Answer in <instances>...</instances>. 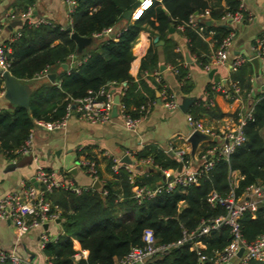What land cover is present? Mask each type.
I'll list each match as a JSON object with an SVG mask.
<instances>
[{
  "label": "trees",
  "instance_id": "16d2710c",
  "mask_svg": "<svg viewBox=\"0 0 264 264\" xmlns=\"http://www.w3.org/2000/svg\"><path fill=\"white\" fill-rule=\"evenodd\" d=\"M31 4V0H25L21 11ZM134 5L133 0H76L69 15V27L79 36L91 37L106 27H113L122 19V14ZM238 7V0H153L151 7L138 20L126 23L115 41L98 38L94 48L79 55H76V45L64 28L51 23L29 25L22 22L18 27L19 36L2 44L9 49L6 53L7 70L19 82L27 85L43 68L49 70L53 65L65 62L70 55H76L79 63L58 77V85H40L30 90L26 108L13 105L11 110H0V152L7 157L16 155L14 151L22 145L34 120L59 119L67 104L101 86L121 87L123 92L119 102L124 112L134 119L142 116L146 103L156 98L154 90L160 88L152 77H147L146 82L141 78L134 80L128 74L132 60L131 46L144 27H147L150 35H156L163 41L165 62L175 67L179 91L186 92L190 87L187 70L179 63L183 61L182 55L173 52L175 44L167 36L169 27L176 29L178 25H183L181 32L187 40L188 53L193 54L203 66L208 61L210 48L194 28L184 25L188 16L208 10L211 23L207 25L203 21V35L206 37L208 31L212 32L214 50L228 30L217 22L218 19L225 13L236 11ZM156 69V52L148 47L140 58L139 74ZM251 72L250 63H244L230 78L241 89H248ZM122 83L124 86H121ZM210 84L206 86L209 94ZM254 99L252 119L243 126L245 141L234 148L227 160L212 157L211 168L198 179L196 185H189L185 189L176 187L170 192L136 203L129 190V173L120 167L113 175L123 187L121 202L116 201V193L109 184H104L99 191L87 190L80 194L61 188L52 189L46 198L60 210L59 217L63 221L61 234L42 247L47 259L53 264H113L130 247L140 245L142 230L149 228L156 244L169 246L147 258L146 264H195L197 256L189 249L192 241L174 243L181 238L182 231H193L202 222L224 215L223 206L207 203V194L214 192L219 196L226 195L229 190L228 173L232 170L240 176L234 188L236 196L248 186L264 185V141L260 134L264 126L263 93L260 92ZM207 100L197 101L189 112L193 114L199 111L216 118L225 116L210 106ZM146 158L160 170L175 169L177 166L176 160L154 147H145L135 155L136 161ZM186 159H189L188 155ZM110 164L109 161V167ZM151 179L143 175L133 177L137 185H150ZM180 201L184 206L178 209ZM238 225L246 242L263 234L264 204L253 212L245 211L238 219ZM71 239L76 240L80 248L85 250L84 259L73 262ZM195 240L204 246L200 252L210 256L227 244L228 228L219 226ZM246 264H264V261L250 259Z\"/></svg>",
  "mask_w": 264,
  "mask_h": 264
},
{
  "label": "crops",
  "instance_id": "0c3cea01",
  "mask_svg": "<svg viewBox=\"0 0 264 264\" xmlns=\"http://www.w3.org/2000/svg\"><path fill=\"white\" fill-rule=\"evenodd\" d=\"M25 0H0V45L5 41L10 42L14 32L19 31L18 27L22 23L17 19L8 20L6 15L11 13L14 18L22 12V7ZM33 20H44L53 25H58L60 28L69 27L70 21L66 13L65 4L61 0H31ZM242 11L247 14L248 19L234 26V39L228 53L227 61L236 56H247L251 54V48L254 38L264 33V0H238ZM196 16V20H200ZM210 21L208 18L204 19ZM14 21H19V25L10 26ZM129 21L122 19L118 21L113 29L119 30L125 27ZM220 23L219 21H217ZM211 23V21H210ZM209 23V24H210ZM222 24V23H220ZM224 25V24H223ZM225 26V25H224ZM226 27V26H225ZM168 38L174 42L173 52L182 55L183 61L179 62L187 70V77L190 82V87L186 92L179 91L180 84L176 80V69L170 62H165L164 53L162 50L163 41L157 38L158 44L152 42V35L149 34L147 27L138 32L137 38L131 46L132 60L129 63L128 74L134 79L138 78L147 81V77H152L154 83V72L159 74L161 84L166 89L173 93L178 106L183 97H189L192 102L187 106L185 111L178 108L167 110L163 107L158 91L154 90L155 100L148 101L144 107L142 116L136 118L135 127L133 130L126 129L122 123V119L115 113L108 123L97 124L90 123L81 119L75 112H71L66 126L58 131H45L41 128L33 126L32 137V154L19 155L7 157L0 152V197L18 187L20 183H30L35 185L34 172L38 165L46 171H51L61 179L71 180L75 185L87 190L99 191L104 184H109L110 188L116 193V201H122V189L117 177L113 175L110 170L109 161L114 159L121 160L122 157L127 156L132 164H127L131 168L130 175L146 176L152 178L149 187H153L163 181V171L168 176L175 174V169L167 168L160 170L151 165V163H144L145 159L136 161L135 155L145 147H154L161 150L172 159H178L173 151L178 148H185L188 146L184 142V138L190 134L189 121L199 120L204 126L220 130L230 125V116L236 108H246L250 103L249 99L242 98L239 101H227L218 93L207 92L206 86L216 81H232L230 76L234 71H230L228 64L216 66L210 70H205L197 61L193 54L188 53L187 40L180 30L173 29L172 33L167 32ZM90 41L83 46L80 52L76 51V55L90 51L97 45V39L102 37H88ZM210 48L212 49L211 34L205 38ZM148 47L155 50L157 55V69L152 72L143 71L139 74L140 58L145 54ZM187 54V59L185 55ZM76 55H70L65 62L53 65L48 70V74H54L53 81H49L46 77H34L27 82L29 90H33L40 85L55 84L58 85V77L67 72L69 69L79 63ZM250 63V62H249ZM63 64L66 68L63 69ZM251 66V74L249 75L250 86L253 87L254 92L252 98L262 90V80L253 71ZM212 70L210 76L209 72ZM140 76V77H138ZM1 77V76H0ZM158 84V83H156ZM210 84V85H211ZM159 85V84H158ZM121 86H124L122 83ZM113 97L122 95L121 87H109ZM3 83L0 80V110H11L13 105L9 104L3 97ZM209 94V95H208ZM211 100V105L215 107L223 117H210L205 113L196 111L190 113V109L197 103V101ZM252 99V100H253ZM263 127L260 129L261 137ZM219 144L216 140L213 142ZM209 142H202L197 146L193 158L189 156V148L187 153L189 156L188 169L194 170L201 165L203 159L200 157V152L208 146ZM186 149V148H185ZM34 158V159H33ZM91 159L95 165L97 179L93 180L85 171L84 167L79 164L81 159ZM89 159V160H90ZM124 164V163H122ZM235 175L239 173L235 170ZM240 178V176H239ZM238 178V179H239ZM96 186L94 187V185ZM131 186L129 187V190ZM82 191V192H83ZM81 192V193H82ZM103 193V191H102ZM80 194V193H79ZM51 203V202H50ZM52 208L58 212V222L55 219L46 224V228H36L29 230L20 239L15 241L12 226L8 221L0 220V248L11 249L15 248L16 252L27 260L28 264H44L48 257L43 253L39 243V236L42 232L50 239H56L61 234L62 218L59 217L60 210L52 205ZM184 206L183 202L178 203V209ZM74 241V243L72 242ZM73 250L81 249L78 242L71 239ZM203 245V244H202ZM204 247V246H203ZM85 251V250H84ZM86 256V255H85ZM235 263V260L233 261ZM231 263V264H233Z\"/></svg>",
  "mask_w": 264,
  "mask_h": 264
},
{
  "label": "built area",
  "instance_id": "2783aa9c",
  "mask_svg": "<svg viewBox=\"0 0 264 264\" xmlns=\"http://www.w3.org/2000/svg\"><path fill=\"white\" fill-rule=\"evenodd\" d=\"M66 6V13L69 18L76 0H61ZM135 5L130 9L129 23L138 20L144 11L151 7L153 0H133ZM32 7L27 6L26 9L14 18L11 13L6 15L8 20L17 19L20 22H26L29 25H38L40 23H48L44 20H33L31 18ZM196 16L201 18L196 20ZM209 19L208 10L205 9L201 14L189 15L184 25H188L196 30V32L203 38L204 27L202 25L204 19ZM246 13L239 7L232 13H225L218 20L220 23L227 27L226 34L221 38L217 47L209 54L208 61L203 65L205 70H210L216 66L228 64L230 71L236 69L244 64L249 63L252 59H257V75L262 80V90L264 95V33L254 38L251 54L247 56L236 55L230 62L227 61L228 53L234 39V26L248 19ZM70 20V19H69ZM183 25L177 26L178 30H182ZM124 29L114 30L113 27H106L99 33L93 34L94 37H102L105 39L116 40L120 32ZM207 34H212L208 31ZM19 36V32H14L11 40ZM9 52L8 48L0 45V73L8 71V63L6 60V53ZM48 68L45 67L39 71L35 77L42 78L48 75ZM154 80L159 84L158 95L161 99L162 105L167 110L178 108V103L175 100L173 93L169 92L166 87L161 84L159 74L155 71ZM251 79H249L250 81ZM210 90L213 93H218L227 101L240 100L246 98L250 100L248 106L244 108H236L230 116V125L220 130L214 131L213 128L204 126L199 120L189 121L190 133L199 131L211 137H215L219 144L206 146L201 152L200 157L203 162L194 170L188 169L187 165L190 159H186L187 148H178L173 151L174 155L181 163L179 172L168 176L163 171V181L153 187L146 185L134 184L133 177L130 175L131 168L127 164H122L118 159H112L110 170L115 173L120 167L129 173L128 181L131 184V198L136 203H140L144 199L151 198L157 194L170 192L176 187H185L189 185H196L198 179L207 173L212 166V157L217 159L227 160L229 154L235 147L241 145L245 141L243 133V126L245 123L252 119V107L256 99H253V87L248 89H241L235 81H216L210 85ZM253 99V100H252ZM207 103L211 105V100L208 99ZM115 107L116 114L122 119V123L126 129L133 130L137 119L131 118L123 110L122 105L118 101L117 104L113 103L112 92L107 87L101 86L96 91H87L86 95L82 98L73 100L71 104H67L64 114L56 120L43 121L34 120L33 126L41 128L45 131H58L66 126V121L71 112H75L81 119L97 124H104L111 121L112 108ZM264 130V126H263ZM32 137L33 128L28 131L27 137L24 139L22 145L14 151L19 155L32 154ZM187 137L183 140L186 141ZM211 143V142H209ZM188 144V143H187ZM34 159V158H33ZM144 163H151L149 158L144 160ZM79 164L84 167L86 173L96 180V169L93 161L89 159L79 160ZM234 171L228 173V186L229 190L226 195L219 196L214 192H210L206 196V201L211 206L220 205L225 209L223 216L215 218L208 222H202L201 225L193 231H182L181 238L174 244H181L187 241H192L190 250L196 254L195 264H246L250 259L264 261V233L257 236L254 240L246 242L239 229L238 219L245 211L253 212L259 205L264 204V185H251L246 187L243 192L236 196L234 188L236 187L239 176L234 174ZM35 185L30 183H20L18 187L9 191L0 197V220L8 221L12 226V231L15 241L20 239L31 229L41 228L44 224L54 221L58 217V212L52 208L50 201L46 198V194L52 189L61 188L79 194L83 191L82 188L75 185L71 180L61 179L51 171H46L40 166L35 167L34 172ZM103 193H105L103 191ZM219 226H226L228 228L229 240L224 248L220 251H215L210 256L203 255L200 251L203 245L200 241L195 240L198 237L207 234L210 230L216 229ZM50 240L44 232L39 236V245H43ZM141 244L132 246L120 258L115 259L113 264H146V259L153 256L159 251L167 248L169 245H159L155 243V239L151 229L145 228L140 236ZM74 243V241H72ZM242 248L240 256H237L239 249ZM85 251L82 249L74 250L72 254L73 262L85 258ZM8 264H28L27 260L20 256L14 247L11 249L0 248V263ZM44 264H53L51 260L47 259Z\"/></svg>",
  "mask_w": 264,
  "mask_h": 264
},
{
  "label": "water",
  "instance_id": "95a60500",
  "mask_svg": "<svg viewBox=\"0 0 264 264\" xmlns=\"http://www.w3.org/2000/svg\"><path fill=\"white\" fill-rule=\"evenodd\" d=\"M196 14V13H194ZM130 16V10L125 11L122 14V17L126 20L129 19ZM210 21H206V24L209 25ZM20 22L19 21H14L10 24V26H15V25H19ZM66 31L69 32V37L74 41L75 45H76V51L80 52L81 48L85 45L88 44V42L90 41V39L88 37H82L77 35L75 32H73L70 27H66L65 28ZM173 32V28L169 27L168 29V33H172ZM157 36H153L152 37V42L156 45L158 44L157 41ZM187 54L185 55V59L186 61H188L187 59ZM250 63L253 66V71L255 74H257V67H258V62L257 59H252L250 61ZM63 69L66 68V65L63 64ZM212 73V70L209 72L208 76H210ZM1 79H2V83H3V92H2V97L11 105L14 106H20V107H24L26 108L28 106L29 103V88L27 87V85H24L23 83L19 82L16 78H14L8 71H2L0 73ZM47 78L49 79V81H53L54 78V74H48ZM192 102V99L189 97H183L181 99V102L179 104V109L181 111H185L187 106ZM113 103L117 104L118 103V96L115 95L113 97ZM115 107L112 108V115H115L116 111H115ZM188 145H189V156L190 158H193L194 153L197 149V146L202 143V142H215L216 138L215 137H211L207 134L201 133L199 131H193L192 133H190L186 139ZM121 163L124 164H132V162L128 159L127 156L122 157L120 160ZM181 169V163L178 162L177 164V169L176 171L179 172ZM96 186V184L94 185V187ZM56 222H58V219L56 220ZM43 228H46V224H44L42 226ZM242 252V248L239 249L237 256L239 257L240 254Z\"/></svg>",
  "mask_w": 264,
  "mask_h": 264
},
{
  "label": "rangeland",
  "instance_id": "374dc122",
  "mask_svg": "<svg viewBox=\"0 0 264 264\" xmlns=\"http://www.w3.org/2000/svg\"><path fill=\"white\" fill-rule=\"evenodd\" d=\"M65 8H66V6H65ZM127 21V20H126ZM234 34H235V32H234ZM213 83V82H212ZM262 136H263V138H264V130H262Z\"/></svg>",
  "mask_w": 264,
  "mask_h": 264
}]
</instances>
